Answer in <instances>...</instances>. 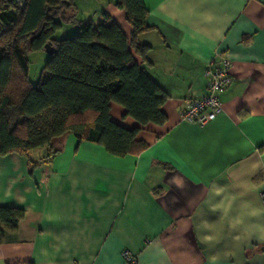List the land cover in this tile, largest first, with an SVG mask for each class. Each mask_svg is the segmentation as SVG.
I'll list each match as a JSON object with an SVG mask.
<instances>
[{"label": "crops", "instance_id": "0c3cea01", "mask_svg": "<svg viewBox=\"0 0 264 264\" xmlns=\"http://www.w3.org/2000/svg\"><path fill=\"white\" fill-rule=\"evenodd\" d=\"M142 1L152 29L138 38L147 74L168 95L166 121L145 125L136 140L146 146L124 156L72 134L47 165L43 148L31 151L33 166L0 156V206L24 211L3 234L0 264H125L124 249L134 264H264V241L205 248L192 230L216 219L213 205L264 190V0ZM105 7L128 34L123 12ZM218 57L232 77L222 110L204 125L182 121L183 99L206 92L204 69ZM110 112L136 125L119 105Z\"/></svg>", "mask_w": 264, "mask_h": 264}, {"label": "trees", "instance_id": "16d2710c", "mask_svg": "<svg viewBox=\"0 0 264 264\" xmlns=\"http://www.w3.org/2000/svg\"><path fill=\"white\" fill-rule=\"evenodd\" d=\"M123 12L126 34L112 16L101 10L100 20H77L66 11L76 0H0V156L17 153L31 166L33 150L43 148L38 164L47 165L59 151L55 142L72 134L124 156L146 146L136 140L147 124L162 125L167 93L147 74L149 46L139 34L152 29L142 0H110ZM76 29L55 38L62 22ZM52 54L36 83L27 76L28 53ZM123 108V117L136 125L126 128L111 118V105ZM24 211L0 206V242L15 231ZM6 264H32L6 263Z\"/></svg>", "mask_w": 264, "mask_h": 264}, {"label": "clouds", "instance_id": "9594fccd", "mask_svg": "<svg viewBox=\"0 0 264 264\" xmlns=\"http://www.w3.org/2000/svg\"><path fill=\"white\" fill-rule=\"evenodd\" d=\"M211 212L216 215L215 220L205 216L192 226L194 233L199 231L197 239L203 247H216L227 240L234 243L251 239L264 241V197L256 199L246 193L234 195L227 207L216 204Z\"/></svg>", "mask_w": 264, "mask_h": 264}, {"label": "built area", "instance_id": "2783aa9c", "mask_svg": "<svg viewBox=\"0 0 264 264\" xmlns=\"http://www.w3.org/2000/svg\"><path fill=\"white\" fill-rule=\"evenodd\" d=\"M18 6H23V0H16ZM230 61L225 57L209 64L204 69L206 79V92L197 98L183 99L180 119L182 121L197 125H204L214 119L222 110L220 95L232 81L229 73ZM264 197V190L260 192V198ZM125 264H134L135 257L126 249L121 252Z\"/></svg>", "mask_w": 264, "mask_h": 264}, {"label": "rangeland", "instance_id": "374dc122", "mask_svg": "<svg viewBox=\"0 0 264 264\" xmlns=\"http://www.w3.org/2000/svg\"><path fill=\"white\" fill-rule=\"evenodd\" d=\"M108 0H76L75 9L65 12V17H71L73 14L77 20L91 19L99 15L102 9H105V5ZM76 29L72 23L62 22V27L54 33V37L62 38ZM28 71L27 76L31 83H36L43 69V65L47 60V54L44 51H32L28 53Z\"/></svg>", "mask_w": 264, "mask_h": 264}, {"label": "water", "instance_id": "95a60500", "mask_svg": "<svg viewBox=\"0 0 264 264\" xmlns=\"http://www.w3.org/2000/svg\"><path fill=\"white\" fill-rule=\"evenodd\" d=\"M44 52H45L46 54H48V55L52 54V47L50 46L49 43H46V44L44 45Z\"/></svg>", "mask_w": 264, "mask_h": 264}]
</instances>
